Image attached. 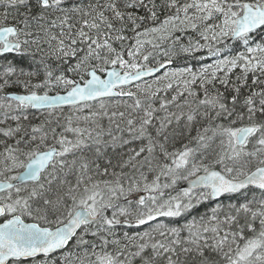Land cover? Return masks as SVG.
<instances>
[{"label":"snow or ice","instance_id":"snow-or-ice-1","mask_svg":"<svg viewBox=\"0 0 264 264\" xmlns=\"http://www.w3.org/2000/svg\"><path fill=\"white\" fill-rule=\"evenodd\" d=\"M0 9V264H264V0Z\"/></svg>","mask_w":264,"mask_h":264},{"label":"trees","instance_id":"trees-1","mask_svg":"<svg viewBox=\"0 0 264 264\" xmlns=\"http://www.w3.org/2000/svg\"><path fill=\"white\" fill-rule=\"evenodd\" d=\"M0 11H2V9H0ZM23 63H25V66H27V62H23ZM149 81H151V78L149 79ZM35 122V121H34ZM177 147H179V145H177ZM207 210V206H202L200 209H199V211L201 212V213H203L204 211H206Z\"/></svg>","mask_w":264,"mask_h":264},{"label":"rangeland","instance_id":"rangeland-1","mask_svg":"<svg viewBox=\"0 0 264 264\" xmlns=\"http://www.w3.org/2000/svg\"><path fill=\"white\" fill-rule=\"evenodd\" d=\"M162 182H163V178H162ZM182 186V185H181Z\"/></svg>","mask_w":264,"mask_h":264},{"label":"water","instance_id":"water-1","mask_svg":"<svg viewBox=\"0 0 264 264\" xmlns=\"http://www.w3.org/2000/svg\"><path fill=\"white\" fill-rule=\"evenodd\" d=\"M148 79H150V78H148ZM183 186V185H182Z\"/></svg>","mask_w":264,"mask_h":264}]
</instances>
